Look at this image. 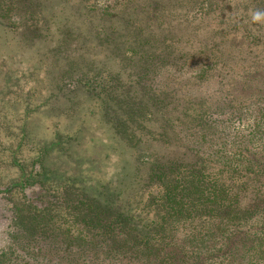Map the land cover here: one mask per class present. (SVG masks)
Returning a JSON list of instances; mask_svg holds the SVG:
<instances>
[{
	"label": "rangeland",
	"instance_id": "rangeland-1",
	"mask_svg": "<svg viewBox=\"0 0 264 264\" xmlns=\"http://www.w3.org/2000/svg\"><path fill=\"white\" fill-rule=\"evenodd\" d=\"M0 4L12 6L11 15L23 16L26 25L22 30L0 23V79H20L21 86L28 79L34 106L48 102L39 114L43 137L87 126L95 142L82 152L108 154L114 175L135 171L142 150L164 160L240 161L234 157L240 147L257 154L264 168V19H252L264 13V0ZM28 5L27 14L16 10ZM68 63L98 76L94 95L72 89L54 99ZM125 95L136 112L131 129L137 140L120 137L106 116V98L116 103ZM22 113L17 105L10 115L20 120ZM242 177L249 184L257 178L248 194L264 193V170L242 171ZM22 243L11 205L0 197V264L30 263L32 251Z\"/></svg>",
	"mask_w": 264,
	"mask_h": 264
},
{
	"label": "trees",
	"instance_id": "trees-1",
	"mask_svg": "<svg viewBox=\"0 0 264 264\" xmlns=\"http://www.w3.org/2000/svg\"><path fill=\"white\" fill-rule=\"evenodd\" d=\"M12 10L0 4V23L23 30L25 19ZM90 72L68 63L54 99L72 89L94 95L98 76ZM0 83V197L32 251L25 264H264V193L248 194L257 178L242 177L264 170L257 154L237 147L240 161H183L142 150L135 171L114 175L108 154L82 152L95 142L87 126L43 137L39 114L48 102L34 106L28 79ZM104 103L114 131L137 140L126 95ZM17 105L20 120L10 115Z\"/></svg>",
	"mask_w": 264,
	"mask_h": 264
},
{
	"label": "clouds",
	"instance_id": "clouds-1",
	"mask_svg": "<svg viewBox=\"0 0 264 264\" xmlns=\"http://www.w3.org/2000/svg\"><path fill=\"white\" fill-rule=\"evenodd\" d=\"M252 19L254 21H260V20L264 19V13H262V12H256V13H254Z\"/></svg>",
	"mask_w": 264,
	"mask_h": 264
}]
</instances>
